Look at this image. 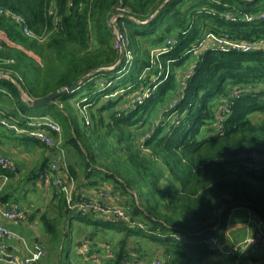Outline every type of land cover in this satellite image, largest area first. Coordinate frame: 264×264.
Returning a JSON list of instances; mask_svg holds the SVG:
<instances>
[{"label": "trees", "instance_id": "1", "mask_svg": "<svg viewBox=\"0 0 264 264\" xmlns=\"http://www.w3.org/2000/svg\"><path fill=\"white\" fill-rule=\"evenodd\" d=\"M53 1L62 26L45 42L26 36L17 21L0 15V66L12 73V78L0 76V116L28 128V118L37 116L29 110L41 107V115L52 116L62 127L54 132L59 147L67 148L72 159L86 158L81 162L89 183H97L90 164L101 160L117 185L110 186L112 191L138 192V198L133 192L125 203L133 220L145 227L71 213L59 192L57 216L126 230L111 245L110 264L146 255L143 244L128 245L136 233L145 232L164 247L165 264H196L220 252L211 239L222 243L220 233L234 208H250L264 224V46L224 50L205 42V49L195 53L209 33L249 43L264 39V0H0V6L25 15L42 32L53 24L46 14ZM116 15L125 36L123 53L115 47ZM88 75L49 104L29 103ZM104 78L112 83L104 86ZM83 86L87 89L77 97V108L72 101ZM124 87V94L138 89L142 99L124 107V96L111 95ZM82 105L90 114L88 124ZM255 113L263 119L254 120ZM1 129L18 132L0 123ZM25 137L48 154L58 149ZM48 156L40 170L48 166ZM74 163L69 166L77 176ZM42 219L55 230L54 217L46 213Z\"/></svg>", "mask_w": 264, "mask_h": 264}, {"label": "built area", "instance_id": "2", "mask_svg": "<svg viewBox=\"0 0 264 264\" xmlns=\"http://www.w3.org/2000/svg\"><path fill=\"white\" fill-rule=\"evenodd\" d=\"M118 9L122 12L127 11L125 7H118ZM46 14L48 15L47 17L52 19L53 24L52 26L47 25L42 32H37L29 25L25 15L0 6V15H7L13 18L20 24L21 31L26 36L34 38L38 42H45L52 33L59 30L62 26L61 14L54 1L47 6ZM228 16L231 17L233 15L229 14ZM118 18V15L114 16L112 18V23L116 31H121L117 25ZM121 24L123 25L124 22L122 21ZM122 38L124 41L125 36L123 33ZM206 42L224 50L230 48L251 50L255 46H264V39L256 43H249L234 40L227 33L219 35L216 33H209L207 34ZM122 43L123 42L118 44L121 45ZM0 47H2L1 43ZM1 62H4V58L2 57H0V63ZM6 62H14V58H8ZM0 76L12 78V73L5 71L4 68H0ZM0 114H2L1 109ZM28 119V124L30 125L28 128H19L16 123L1 116L0 123L16 129L19 133H26L27 135L36 137L50 148L58 145L57 150L51 149L49 151L48 166L46 169L38 172L37 179L47 188H53L56 192L64 196L67 210L76 214H94L98 218L108 221L124 220L132 225L138 224L141 227H145L143 221L133 220L130 207L127 206L121 197L115 195L110 187L105 185H92L88 187L78 184L77 176L70 170L65 150L59 147L60 143H56L57 140L54 136V132H62V127L56 119L49 115L30 116ZM15 170L16 163L13 158L8 154L0 152V179L3 181L9 180L10 173ZM26 218L27 211L21 208L18 203H0V264H46L47 249L44 243L30 240L25 234L8 225L9 222H18ZM251 222L252 221H250V223ZM262 225L263 220L259 219L256 224V230L254 234H252V242L248 246L257 247V245L264 243V230ZM6 239L19 243L21 246L20 251L11 250L10 244ZM246 239L247 237L243 241L238 242L241 247L244 246ZM211 241L222 253L234 254L238 250L235 245L228 249L223 243L217 244L215 238L211 239ZM105 247L106 254L103 258H101L98 253L94 255L97 264H109L104 258H111L114 256L111 244H106ZM86 248L87 243L84 242L81 246V250L85 251ZM246 249L241 252H245ZM123 264H148V259L143 256L140 258L134 256L133 260H127L123 262ZM150 264H165V261L161 257H156ZM233 264H239V259L236 258Z\"/></svg>", "mask_w": 264, "mask_h": 264}, {"label": "rangeland", "instance_id": "3", "mask_svg": "<svg viewBox=\"0 0 264 264\" xmlns=\"http://www.w3.org/2000/svg\"><path fill=\"white\" fill-rule=\"evenodd\" d=\"M264 3V1H263ZM122 31H114V41H115V47L119 48L121 50V53H123L125 49V45L122 38ZM217 34V33H216ZM219 35V34H218ZM47 41V40H46ZM123 42L121 45L118 43ZM206 39L203 40V44L200 45L195 53H201L205 48V43ZM119 45V47H118ZM128 56L130 59L134 58V55L132 54L131 51L127 52ZM197 55V54H196ZM191 57L192 63L189 68L186 69V73L190 72L191 68L194 66V61L195 56ZM0 68H2L0 66ZM114 67H108V69H111ZM145 76V74H143ZM155 79V78H154ZM102 84L109 85L112 83L111 79L104 78L101 80ZM130 88V87H129ZM148 87L145 88V91H149L147 89ZM87 89L86 86H83L82 89H79L78 91L75 92V97L73 99V103L77 105L76 107L78 108V102L79 97L83 92H85ZM125 91H128L127 87L120 88L115 90L111 95L114 97L120 96V97H125L123 100V106H129L132 105L136 99H142L141 95L139 94V90H134L130 94H124ZM124 94V95H123ZM25 95V94H24ZM110 95V96H111ZM26 96V95H25ZM107 99V98H104ZM80 111L85 112L84 117L85 121L88 124L90 122V114L89 112H86V105L81 106L79 108ZM43 109L41 107H36L31 110H29V115H41L43 113ZM54 111H52L53 113ZM50 116V115H49ZM52 117V116H51ZM253 119L256 121H260L263 119V114L262 113H255L253 115ZM214 123V122H213ZM212 125V124H211ZM207 127L204 129V131H207ZM9 137L16 141L18 144H21V142L26 138L27 136L26 133H18V132H13V131H7ZM94 149V148H93ZM65 150V155L67 158V161L70 165V163H77L76 168L77 171L79 172V177L81 176L82 181L86 179V171H85V165L84 163L86 162V158L81 156L80 160L77 158L72 159V156L68 155L67 148ZM83 159L84 163L81 162ZM94 165V166H93ZM92 166L90 164V167L93 168V175L92 178L93 180H97V183H94V185H105L110 187L111 185L113 187H117L114 183V179L112 176H106L105 172L103 171L104 169V164L101 163V160H99L98 163H94ZM47 168V167H46ZM45 168V169H46ZM38 169V166L35 165V170ZM106 169V168H105ZM40 171V170H39ZM38 171V172H39ZM37 174L35 175V182L38 184H34L33 178H31V173L30 172H23L20 174L19 178H12L11 182L9 183V187L12 188L14 191L12 197L15 200L18 201H24L25 199V193L27 194L26 197H30V199H33L35 203L38 205L36 209H38L41 206L42 202H45L48 200L50 197L48 192L50 190H54L53 188H47L43 184H41L38 179H37ZM78 178V177H77ZM81 181V180H80ZM118 191H113L115 195H119L123 199V201H131L133 199V192L138 198V192L133 191L132 194L128 193L126 196L123 194H118L120 189H117ZM55 191V190H54ZM36 209H31L33 212L36 213ZM58 210L56 209V212L53 213L52 217L53 219V225L55 230L50 231L48 230L46 224L44 223L43 220H39L38 223H36V231L40 235V239L43 241L46 249H47V254L49 261L52 263H60V264H97L95 254L98 253L101 258L104 257V254L106 253V244H111L113 247L114 245H117L118 242L120 241L121 238H123L126 235V230L119 229V228H114L110 226H105L102 224V222L97 221V220H92V221H85L82 220L79 217H68L67 215L64 216H57L58 215ZM37 214V213H36ZM244 232L247 233V230ZM244 233V234H246ZM29 237L28 235H26ZM150 235L143 232V233H136L135 235H132L131 238L128 240V245L130 246H136L138 244H143V250L145 249L147 252H150L152 254L159 253V255L163 254L164 247L157 241L148 238ZM30 238V237H29ZM31 240V239H30ZM135 241L138 243L135 244ZM87 243V248L85 251L81 250V246L83 243ZM184 245V243H182ZM258 246H263V244H259ZM255 247V246H254ZM253 246H248L246 250H248V254H251L254 250ZM236 252H241L240 250H237ZM260 256H264L263 251L261 252ZM226 258L232 257V254H226Z\"/></svg>", "mask_w": 264, "mask_h": 264}, {"label": "crops", "instance_id": "4", "mask_svg": "<svg viewBox=\"0 0 264 264\" xmlns=\"http://www.w3.org/2000/svg\"><path fill=\"white\" fill-rule=\"evenodd\" d=\"M7 129L0 130V152L8 154L13 158L16 163V170L10 173V178L7 181H3L0 179V203L3 204H11V203H18L21 208L27 211V218L22 221L18 222H9L8 225L21 233L28 235L31 240L43 242L40 239V235L37 233V229L35 227L36 223L42 219L44 214H48L50 216L56 212L57 206L59 204V200L56 197V191L50 190L47 191L49 194V198L47 201L42 202L41 206L35 203L33 199L30 197H26L24 201L15 200L12 195L14 191L11 187H9V183L11 182L12 178L16 177L19 178L20 174L23 172H30L31 178L33 181L35 180V175L37 172L44 167L45 160L47 159L48 151L47 149L40 144L39 142L25 138L21 144H18L16 141L11 139L7 133ZM73 163V162H72ZM77 163H74L76 167ZM35 165L38 166V169L35 170ZM77 169V168H76ZM78 184L80 186H92L94 184L89 183L90 180H83L81 176L79 177L78 172ZM81 180V181H80ZM34 184H38L34 181ZM100 186V185H96ZM31 209H36V213L33 212ZM253 219V220H251ZM258 216L252 212V210L248 207H237L232 210L230 215L228 224L226 228L220 233V240L224 243L227 248H231L234 243H230L229 241L240 242L243 241L246 237H248L249 233L254 234L256 230V224L258 221ZM250 221H252L250 223ZM264 229V224H263ZM247 230V233L244 232ZM246 233V234H244ZM229 240V241H228ZM6 241L10 244V249L15 251H20V244L16 243L11 240ZM264 253V247L258 246L254 247V250L251 251V254H248V250L245 252H236L232 254V257L226 258V254L221 252H216L205 259L202 263L196 264H233L236 261V258L239 259V264H264V256H260L261 252ZM106 254V253H105ZM104 254V255H105ZM143 257L148 259V264L152 263L153 259L156 257H161L165 262L166 259L159 255V253L152 254L150 252L145 251ZM48 254L46 256V264H60V263H52L49 261ZM113 258V257H112ZM110 257L104 258V260L109 263ZM110 264V263H109Z\"/></svg>", "mask_w": 264, "mask_h": 264}, {"label": "water", "instance_id": "5", "mask_svg": "<svg viewBox=\"0 0 264 264\" xmlns=\"http://www.w3.org/2000/svg\"><path fill=\"white\" fill-rule=\"evenodd\" d=\"M113 25V23H112ZM93 73H91L90 75H92ZM90 75L84 77L82 80H80L79 82H77L76 84L72 85L71 87H67L63 90L60 91H56L54 93H51L50 95L41 98V99H34V100H29V103L31 105L34 106H42L45 104H49L51 103L53 100H55L56 98H58L59 96H61L62 94H66L68 92L74 91L76 88H78L80 86V84L86 79L88 78Z\"/></svg>", "mask_w": 264, "mask_h": 264}, {"label": "clouds", "instance_id": "6", "mask_svg": "<svg viewBox=\"0 0 264 264\" xmlns=\"http://www.w3.org/2000/svg\"><path fill=\"white\" fill-rule=\"evenodd\" d=\"M252 239H253V237H252V234H251V232H250L249 235H248V237H247V239H246V241L244 242V246H243V247H241L240 244L237 243V242H235V241H229V240H228V241H229L230 243H234L235 247H236L238 250L243 251V250L246 249L247 246L252 242Z\"/></svg>", "mask_w": 264, "mask_h": 264}]
</instances>
